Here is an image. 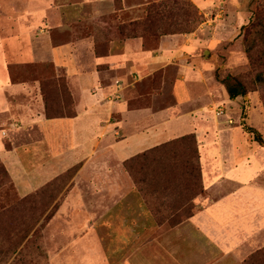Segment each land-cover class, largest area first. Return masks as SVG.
<instances>
[{"label":"crops","instance_id":"0c3cea01","mask_svg":"<svg viewBox=\"0 0 264 264\" xmlns=\"http://www.w3.org/2000/svg\"><path fill=\"white\" fill-rule=\"evenodd\" d=\"M160 1L26 0L53 6L31 7L27 16L13 13L10 22L6 13L0 26V161L18 196L36 193L80 165L59 195L50 224L58 228L54 242L61 245L53 258L60 264H244L264 248V183L257 180L262 174L240 177L249 157L232 153L229 133L217 138L211 157L202 154L205 132L200 138L197 133L204 111L215 105L205 79L216 58L203 59L200 53L212 51L232 30L208 32L202 26L192 34L165 36L151 51L139 39L110 38L109 20L115 15L136 21L143 7ZM240 1L192 0L205 16L214 7L231 17L241 14ZM97 49L107 55L98 56ZM40 64L64 73L76 117L47 119L36 72ZM172 67L175 78L168 74ZM158 72L162 90L173 82L174 105L130 109L131 89ZM178 82L186 85L187 99L177 94ZM220 92L232 101L224 86ZM184 117L195 121L190 134L200 148L204 194L195 199L190 219L176 227L158 226L124 163L189 135H169L175 122L186 123ZM253 143L246 142L251 148Z\"/></svg>","mask_w":264,"mask_h":264},{"label":"rangeland","instance_id":"374dc122","mask_svg":"<svg viewBox=\"0 0 264 264\" xmlns=\"http://www.w3.org/2000/svg\"><path fill=\"white\" fill-rule=\"evenodd\" d=\"M37 6L46 7L45 11H47L49 8L51 9L53 3L36 4L26 2V0H0L1 28L6 22V13H8L7 19L10 22L14 17L13 13L18 16L22 14L27 16L29 15V9ZM115 6L117 13L120 5L116 3ZM240 6L239 11L241 14L234 17L229 16L227 13L218 14L221 10L214 7L211 8V13L208 16L200 13L203 16L201 24L195 27L193 32L195 33L202 26L208 32L215 31L217 27H226L232 30L231 34H233L220 42L217 47L211 46L212 51L203 49L200 53V57L203 59L216 58L212 71L206 75L205 79L207 87L214 96L215 105L212 104L209 110L204 111L206 120L205 122H198L197 133L200 138L202 132H205L207 147L205 151H202L205 157H211L215 154L217 138L224 136V133H229L230 137L227 136L226 139L232 141V153L240 155V157L245 155L249 157L246 168L240 170V177L251 179L262 174L261 177H257V180L264 183V104L262 101L264 86L253 83L254 73L245 53L246 47L249 46V44L246 45L245 41L248 39L247 28L256 19L257 12L264 13V0H241ZM148 7L149 5L143 7L138 14L142 20L147 17ZM229 9L230 13H235V8L231 6ZM30 16L32 18L33 14H30ZM179 16V13L173 12L168 14L163 21L156 20L158 27H160L159 33H156L157 29L154 26L151 27L150 24L145 29L139 25L136 27L131 26L134 21H131L132 18L128 14L123 15L122 20L117 19V15H115L113 20H109L113 33L110 38L118 42L139 39L143 49L151 51L161 45L163 37L172 36L171 33L182 29L180 26L182 21ZM46 20L45 18V22ZM43 26L46 27V23ZM163 31L168 34L161 36L160 34ZM200 36L205 39L208 34H201ZM205 50L209 53H204ZM21 72L17 71V74L20 75ZM36 72H38L39 78L64 77V73H58L51 64H40L37 66ZM175 73V67L168 70V74L172 78H175ZM162 74V72H158L153 78L138 83L135 90L131 89V93H128V106L130 109L154 105L156 108H161L164 105H174L175 101L172 97L173 82H168L166 90H162ZM228 75L243 78L250 87V93L231 102L225 101L220 91H222L223 86L222 80ZM176 92L183 99L189 97V91L182 82L177 83ZM162 96L163 98L160 99ZM219 109L225 112V116L218 115ZM114 117L117 119V116ZM181 121L186 123L175 122L173 126L177 127H174L176 129L170 131L169 135L194 133L192 130L194 126H191L194 120L191 117H184ZM248 140L254 142L252 148L246 144ZM51 194H46L42 199L22 203L23 199L18 196L11 181L3 180L0 171V264H60L59 260L53 258L55 251L61 245L54 242V238L58 236V228L50 226L58 211L59 203L53 200L55 195L51 196ZM55 206H57V209L54 210ZM49 214H52L51 218L46 219ZM64 244L68 245L67 243Z\"/></svg>","mask_w":264,"mask_h":264},{"label":"trees","instance_id":"16d2710c","mask_svg":"<svg viewBox=\"0 0 264 264\" xmlns=\"http://www.w3.org/2000/svg\"><path fill=\"white\" fill-rule=\"evenodd\" d=\"M173 12L180 14L182 29L171 33L172 35L191 34L195 27L201 24L202 12L191 0H164L149 5L147 17L132 22L131 26L139 25L145 29L150 24L157 29L156 33H159L160 27L156 20L163 21ZM167 34L163 31L160 35ZM247 37L245 41L249 46L246 47L245 53L254 73L253 83L264 86V13H256V19L247 28ZM96 52L98 56L107 55V52L103 54L99 49ZM51 65L55 69L54 65ZM40 81L47 119L77 116L75 99L65 77L40 78ZM222 85L231 100L243 98L251 91L240 76L228 75L222 80ZM262 101L264 104V97ZM124 166L158 226L168 224L176 227L194 215V201L204 194L201 154L195 134L183 136L138 154L127 160ZM79 169L80 165L73 167L54 182L23 198L22 203L42 199L48 193L55 195L53 200L57 201L68 181ZM0 171L3 180L11 181L1 161ZM51 215L46 219H50ZM244 264H264V248L248 256Z\"/></svg>","mask_w":264,"mask_h":264},{"label":"built area","instance_id":"2783aa9c","mask_svg":"<svg viewBox=\"0 0 264 264\" xmlns=\"http://www.w3.org/2000/svg\"><path fill=\"white\" fill-rule=\"evenodd\" d=\"M218 115H219V116H224V115H225V112H224L223 110H220V109H219V110H218Z\"/></svg>","mask_w":264,"mask_h":264}]
</instances>
